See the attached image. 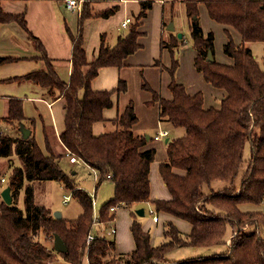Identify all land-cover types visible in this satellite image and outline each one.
<instances>
[{
  "label": "trees",
  "instance_id": "obj_1",
  "mask_svg": "<svg viewBox=\"0 0 264 264\" xmlns=\"http://www.w3.org/2000/svg\"><path fill=\"white\" fill-rule=\"evenodd\" d=\"M1 2L0 26L19 22L28 30L25 14L5 13ZM200 3L205 5L209 17L224 27L223 53L230 63L215 59V35L205 33L201 27ZM184 4L196 51L195 69L213 89L223 92L224 98L219 108L206 107L202 92L191 94L178 83L175 76L179 61L175 50L184 44V38L179 39L169 32L167 40L161 39V49H167L172 57L168 68L172 79L171 98L162 97L145 79L141 87L151 95L148 104L158 106L161 124L184 129L180 137L167 136V160L159 165L161 178L171 195L168 200L151 196V164L157 152L146 147L147 136L134 133L139 118L133 101L111 120L116 130L94 134V125L105 122L104 112L114 107L113 95L126 93L127 83L121 79L113 90H95L93 82L101 69H121L128 56L141 48L139 28L153 3H140L141 10L133 17L129 31L118 37L114 47L103 35L98 53L91 61L84 46V21L91 17H111L116 7L91 15L85 3L79 31L72 34L68 30L72 43V74L67 82L59 76L55 61L47 56L41 41L29 32L46 68L8 81L33 82L44 88L53 101L64 100V130L59 135L64 151L57 153L51 146L45 125V149L39 145L33 128L26 138L0 130V158L12 164L6 186L2 182L5 174L0 170V264H60V260L65 264H83L85 255L88 264H264V70L247 46L254 42L264 44V0H186ZM171 6L173 8L174 4ZM235 35L240 36V42ZM209 53L214 56L212 62L208 61ZM12 60L0 58V64ZM155 65H160V61H155ZM23 102L16 97L7 101V114L1 120L12 129L23 122L31 123L32 127L36 124L25 116ZM247 144L251 155L245 161ZM67 154L82 159L97 171L96 188L106 180L113 183V198L102 206L98 215L104 225L115 219L111 211L114 206L141 209L145 204H152L158 214L188 222L192 227L190 233H181L168 221L163 233L166 241L155 246L150 232L133 220L130 231L135 249L132 252H117L115 241L106 237L96 236L87 244L94 227L92 197L80 189L61 166ZM15 157L18 166L13 164ZM245 163L246 170L237 185ZM45 181L60 182L66 190L74 191L73 196L83 209L75 220L55 218L51 209L36 200L34 186ZM214 182L228 184L206 193L204 187H211ZM6 187L11 188V205L1 196ZM244 205L257 207L245 210ZM132 216L135 218L136 212L133 211ZM55 235L64 241L66 253L54 251ZM218 245H225L226 251L212 258L183 262L167 259L168 253L177 248Z\"/></svg>",
  "mask_w": 264,
  "mask_h": 264
},
{
  "label": "crops",
  "instance_id": "obj_2",
  "mask_svg": "<svg viewBox=\"0 0 264 264\" xmlns=\"http://www.w3.org/2000/svg\"><path fill=\"white\" fill-rule=\"evenodd\" d=\"M64 1L65 0H2L1 2V7L5 13L15 15L25 14V21L28 30L24 29L19 22H11L0 26V58L13 59L11 62L0 64V120L4 115L7 114V101L10 97L22 99L24 101L23 110L25 116L27 118L35 120L36 122L32 130L34 131L35 137L39 145L43 149H45L46 146L44 128L40 119L41 115L39 114L38 109L36 108V103L45 104L50 110H52L53 105L61 99L57 101H51V99L48 98L46 95V90L40 86L35 85L33 82L26 80L8 81V79L21 77L28 73L43 70L46 68V62L39 57V49L37 43H35V40H33V38L29 36V32H31L33 37H36L41 41L42 45L47 51V56L55 61L57 72L61 79L65 82L70 79V76L72 74V43L68 36V30H70L72 34H76L79 31L80 17L78 14L74 15V12L66 11L63 7ZM143 1L146 0H90V14L95 15L100 11L110 9L111 7H116V13L114 15L117 16L121 14L123 17L120 22H114L116 27L118 22L120 24L122 21H124L126 16L128 17V15H131L133 17V15H137L141 10L140 3ZM185 1L186 0H156V4L161 5V7L157 6L158 9L152 7L153 10H151V8V12H149L147 16L141 21V26L139 28V31L141 33L139 39L141 48L137 52L128 56V58L125 60V66L121 69H114L115 67H111L112 69L116 70L115 73H113L112 81L117 83L118 80L120 81L122 79L127 83V92L123 94L124 98L127 99V102H125L123 106L119 108V110H123V108L126 107L129 101H133L135 104V111L139 118V122L134 126L133 129L135 135H147L144 134L147 133L146 129H144L145 127H152L154 129L158 127L160 130L161 125L164 126L159 122L158 119V106L148 104V101H150L151 99V95L150 93L145 92L142 89L141 82L142 79H145L153 89L157 90L159 93L162 94H160L162 97L164 96V98L166 97L167 99L171 98V92L169 89V84L172 80L171 75L168 73V80L166 81L163 79V76L157 68L151 69V67H157V65L154 64V61L162 55L163 51L161 50V39L164 34L163 31L165 30V5L168 2H170L172 5V2H174L175 5L177 3L181 7L184 6L185 11ZM201 7H205V5L202 3L199 4V14L200 11L203 10L201 9ZM205 11L207 12L206 7ZM95 18L96 17H91L85 20L83 25L84 46L89 61L92 60L91 56L89 55V49L91 48L93 50L91 54L93 55V57H95L98 53L101 38L103 35L105 40L107 41V31L110 28L107 23L113 17L108 19H104L103 17L97 19ZM97 25L99 27V31L94 32V30L97 28ZM118 28L119 26H117V30ZM129 28L130 25L126 28L127 31H129ZM168 32H173L175 35L178 36V34H176L177 32L175 31ZM237 38L239 40V36ZM108 44L110 45V43ZM230 62L231 61H227L224 63ZM147 66L150 69H143V67ZM103 69L106 70L105 72H111L106 68ZM103 69L101 70L103 71ZM191 69V81L190 86L188 87L189 91H187L189 93L192 92L191 94H195L198 92L197 90L199 89V86L203 85L204 78L195 69V66H193ZM147 70L148 72H146ZM150 73L159 76V88H157L158 86L156 84H153L150 80ZM178 81V83H184L185 85L187 84V82L183 80ZM151 84L155 86H152ZM158 89L161 91H159ZM163 91H166V94L163 93ZM213 92L215 95V103L218 106L214 105L212 107L219 108L221 99L224 98V94L223 92L215 89H213ZM113 119L115 118H109L110 121ZM165 131H167L169 135L170 132L166 129L160 132ZM59 135L56 133L55 136L57 143L54 139V141L51 143V146H53L55 150L59 151L60 149L61 152H63L64 148L59 139ZM150 138L151 137L147 135V139L150 140ZM150 180L151 196L153 199L168 200L171 198V195L166 188L161 189V191L156 194L152 184V171L150 172ZM149 205L153 207L152 204ZM159 215L162 216V219L172 221L176 225V227L183 229V231L181 232L187 234L190 233L192 227L188 222L186 223V221L177 219L168 214L160 213ZM116 221L117 217H115L113 223H107L106 225L102 223L101 225H99V227H97V229H99V231L105 232L106 229L110 228L111 226H115L117 228V233L115 234V238L117 239V242L115 239V244L117 245V252L130 253L135 249V243L133 240V236L131 235L132 233L129 230V233L132 236V243H129L130 246L128 248H120L122 247L120 243L123 240L124 236L123 231L121 229L118 232ZM153 222L157 224L160 223L159 221L156 222L154 220ZM131 224L132 222L130 221L129 229L131 227ZM143 228L145 227L143 226ZM117 235H119V237ZM86 261L88 263V259H86Z\"/></svg>",
  "mask_w": 264,
  "mask_h": 264
},
{
  "label": "rangeland",
  "instance_id": "obj_3",
  "mask_svg": "<svg viewBox=\"0 0 264 264\" xmlns=\"http://www.w3.org/2000/svg\"><path fill=\"white\" fill-rule=\"evenodd\" d=\"M119 1H122V0H119ZM146 1H151L154 4L153 7L156 9H158L157 6L161 7V5L156 4V0H146ZM85 3H87L90 7V0H85ZM172 3L175 5L174 2ZM63 7L65 8V5H63ZM201 9H203L202 11H200V14H199V22L201 24V27L203 28L205 33L213 32L215 35V59L218 62H222V63L231 61L223 53V46L226 42V37L224 34V30H223L224 27L216 23L215 21L211 20L208 17L207 12L205 11V7H201ZM151 10H153V8ZM151 10H149L147 14L151 12ZM164 11H165L164 21L167 22L168 25L171 22L174 23L175 32H177L176 34L178 33L183 34L184 44L180 46L178 50H175V58L178 59L180 63V67L178 68L176 72V81L183 80L187 82L186 85L184 83L183 84L188 90V87L190 86V81H191V70H192L191 68L194 66V56H196L195 55L196 51L194 48V41L192 39L191 31H190L189 20L185 14L184 6L181 7L177 3L172 8L171 3L168 2L165 5ZM76 14L77 13H74V15ZM81 15H79V17ZM114 16L115 15L108 17V18H112V17L113 18L107 23L110 28L107 31L108 38L106 42L110 43L111 47H114L117 44V40L119 36L126 35L128 32L127 29L121 28V23L119 24L120 20L123 18L122 15L120 14L115 17ZM128 16L130 18H133L135 15H133V17L131 15H128ZM108 18H104V19H108ZM115 21L116 22L119 21L118 22L119 25L117 24V26H119L118 30H117V26L115 27V23H114ZM97 31H99L98 25H97V28L94 30V32H97ZM163 32L164 34L162 38L167 40L169 37V32L166 26ZM238 36L239 35H235V39L236 41L240 42V38L239 40L237 38ZM247 46L252 50L254 56L256 57L257 61L261 65V68L264 70V44L261 42H254V43H248ZM161 50H163L162 55L158 57L157 59H155V61L157 60L160 61V65H157V67L153 66L151 67V69L157 68L158 71L163 76V79L167 81L168 80L167 77L169 73L168 68H170L172 65V61H171L172 57H171L170 52L167 49H161ZM91 52H93V50L90 48L89 55L91 56L93 60L95 57H93ZM155 61H154V64H155ZM106 69L110 70L111 72H105L106 71L105 69H103V71L101 70L98 77L93 82L94 89L113 90L118 87L119 80L117 81V83L112 81L113 73H115L116 71L114 69L116 68L112 69L111 67H106ZM143 69H150V68L147 66V67H143ZM146 72H148V70ZM149 76H150V80L152 81V83L156 84L158 86L156 87L159 88L160 87V84L158 81L159 76L154 75L153 73H150ZM108 78H111V79H108ZM153 84L151 85L155 86ZM197 91L203 93L205 106L212 107L216 105L213 89L207 82H205V80L203 82V85H200ZM163 93L166 94V91H163ZM46 95L52 101V98L48 94ZM122 95L120 94L113 95L114 107L104 112V117L107 119L105 122H98L94 125L95 135L98 136V135L113 132L114 130H116L117 128L116 124L110 121L109 118L116 119L117 116L121 114L123 110L125 109L123 108V110L122 109L119 110V108L123 106L125 102H127V99L124 98V95L123 96ZM210 104H213V105H210ZM36 108L38 109V112L41 115L40 119L42 121V124L45 125L47 134L49 136V142L52 143L55 139L57 143L56 136H55L56 133L59 135L64 130V119H65L64 100L61 99L57 101L53 105L52 110H50L47 105L42 104V103H36ZM15 126H16V129L15 128L12 129L11 126H9L8 124L0 120V130L6 132L9 135L23 136L25 131H30L33 128L31 126V123L29 122L15 124ZM160 128H161L160 130L158 127H156L155 129L152 127L144 128L146 129V132H147L144 134H147L151 137V140H148L147 147L154 148L156 149V152H157L155 161L152 163V167H151L152 184H153V188L156 194L159 193L161 189L166 188V186L162 182V179L160 178L158 167L161 163L167 160L165 139L168 137L164 136V137H161L160 140H154L155 135L156 136L160 135L161 133L160 131L164 129L170 132L169 136L171 139L180 137L184 134L183 128H172L171 126L167 127L166 125L165 126L161 125ZM58 152H61V150L59 149L57 153ZM250 155H251L250 145L247 144L245 148V154H244L245 161H247L250 158ZM70 158L71 156L70 155L68 156L67 154L62 159L61 166L63 167L66 173L72 175L74 181L77 183L80 189H84L91 197L94 198L95 203H94L93 215H99V212L102 206L105 205L110 199L113 198V194H114L113 183L109 180H106L98 188H96L97 181H95L94 173L92 172V170L89 169L84 164V162L81 160H79V163L72 164L70 162ZM8 164H9L8 159L0 158V170L2 171V173L5 174V179H6V182L3 183V185L5 186L7 183L6 176L10 174V172L12 171V168H9L12 164L10 165ZM13 164L14 166L19 165V161L17 157L13 159ZM245 167H246V163L244 164L240 172V175L238 179L236 180L237 185H239L241 182V179L246 170ZM227 184L228 183H224V182H214L211 185V187L205 186L204 191L206 193H209L212 189L218 191L222 189L224 186H226ZM62 186L63 185L60 182H56V181L37 182L34 186L36 200L39 203L44 204L46 207L51 209L53 214H55V212H60L63 215L64 219L75 220L83 212L82 206L80 202L78 201V199H76L74 196L67 204H64L63 203V192L61 191ZM19 203L20 205H22L21 198L19 199ZM153 207L149 204L143 205L142 208L145 210L144 216L141 217L136 214L135 218H133L132 212L133 211L136 212L135 211L137 210L136 207H133L131 209L125 206H120L118 208L115 214L117 217L116 225L118 227V232L121 229L123 231V236H124L123 240L120 243L122 246L120 248H128L130 246L129 243H132V236H131L132 234L130 235L129 233V230H130L129 225H130V221L133 222V220H137L138 222H140L142 226H144L146 230L150 232L153 245L157 246L166 241L163 233H164V230H166L167 228L166 224L168 220L162 219L161 218L162 216L159 215L160 213L157 214L154 210L155 207L154 208ZM255 207L257 206H252V205L243 206L245 210L254 209ZM156 215L158 216L159 218L158 221L160 222L158 224L153 222V217ZM178 229L180 231H183V229L181 228H178ZM109 230L110 229L108 228L105 230V232H103L93 227V233L95 234V236L106 237L107 239H111L115 241L116 236L109 235L108 234ZM183 234L186 235L187 233H183ZM117 236L119 237V235ZM116 242H117V239H116ZM230 244H231V238L227 240V245L230 246ZM52 247H53V241H52ZM225 251H226L225 245H218V246H214L210 248H200V249L191 248V247L177 248L171 251L170 253H168L167 259L171 262H183V261H187L192 258H212L215 255H221ZM86 259L87 258L85 256L83 264H88ZM60 264H65V263L62 260H60ZM117 264H120V263H117Z\"/></svg>",
  "mask_w": 264,
  "mask_h": 264
},
{
  "label": "built area",
  "instance_id": "obj_4",
  "mask_svg": "<svg viewBox=\"0 0 264 264\" xmlns=\"http://www.w3.org/2000/svg\"><path fill=\"white\" fill-rule=\"evenodd\" d=\"M84 4H85V0H65L64 1V5H65V10L68 11V12H74V13H77L78 15H81L82 14V11L84 9ZM132 22V18H130L129 16L126 17L124 19V21L121 22V28L123 29H126ZM164 136H168V132L165 131V132H161L160 135H157L155 137V140H159L161 139V137H164ZM79 160L83 161L82 159L76 157V156H71L70 158V162L72 164H75V163H79ZM84 162V161H83ZM84 164L92 170V172L94 173V177H95V181L98 182V173L96 170H94L93 168H91L87 163L84 162ZM108 178L110 179V176H108ZM6 179L3 178L2 179V182H5ZM61 191L63 192V203L64 204H67L72 198H73V190H66L65 187H61ZM70 191V192H69ZM92 202H93V207H94V198L92 197ZM118 205L117 206H114L111 208V211L116 213L117 209H118ZM153 220L154 221H158L159 218L158 216H154L153 217ZM93 221H94V228H97L99 227V225H101V221H99V216L98 215H93ZM114 221V220H113ZM113 221H110L108 222L109 224L113 223ZM110 230L108 231V234L109 235H115L117 233V228L115 226H111L109 228ZM95 234L93 232H91L87 238V244H89L92 240L95 239ZM88 249V248H87Z\"/></svg>",
  "mask_w": 264,
  "mask_h": 264
},
{
  "label": "water",
  "instance_id": "obj_5",
  "mask_svg": "<svg viewBox=\"0 0 264 264\" xmlns=\"http://www.w3.org/2000/svg\"><path fill=\"white\" fill-rule=\"evenodd\" d=\"M167 30L168 31H175V25L174 23H170L167 26ZM183 37L182 33H178V38L181 39ZM214 60V56L209 53V57H208V61L212 62ZM30 134V131H25L24 132V137H28V135ZM168 142V139H165V143ZM1 196L3 198V200L5 201L6 204L11 205L12 204V195H11V188L10 187H6L5 189H3V191L1 192ZM136 214L139 216H144L145 214V210L143 208L141 209H137ZM54 217L57 219H62V214L60 212H55ZM53 247H54V251L56 253H66L67 252V247L64 243V241L62 240V238L59 235H55L54 237V242H53Z\"/></svg>",
  "mask_w": 264,
  "mask_h": 264
}]
</instances>
